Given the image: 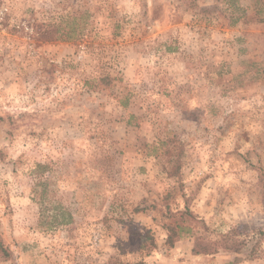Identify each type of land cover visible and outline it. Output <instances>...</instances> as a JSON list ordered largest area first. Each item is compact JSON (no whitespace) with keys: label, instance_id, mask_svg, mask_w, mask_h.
<instances>
[{"label":"rangeland","instance_id":"rangeland-1","mask_svg":"<svg viewBox=\"0 0 264 264\" xmlns=\"http://www.w3.org/2000/svg\"><path fill=\"white\" fill-rule=\"evenodd\" d=\"M263 177L264 0H0V264H264Z\"/></svg>","mask_w":264,"mask_h":264},{"label":"trees","instance_id":"trees-1","mask_svg":"<svg viewBox=\"0 0 264 264\" xmlns=\"http://www.w3.org/2000/svg\"><path fill=\"white\" fill-rule=\"evenodd\" d=\"M80 18V17H79ZM76 16L73 17H67L64 18V20H51V19H45V20H39L36 22L37 26V32L36 35L38 38H40L42 41H72L81 39L84 41V37L87 36L83 32L84 30L81 28V26L77 23L79 20ZM80 61H78L79 63ZM76 65V64H75ZM74 64H71V66H75ZM128 98L125 99L123 102L124 104L127 103ZM177 159L175 163L177 164V167L179 168V155L177 154ZM39 167H43L42 164H38ZM177 167L176 170L178 169ZM179 171L177 170L176 173ZM264 182V177H263ZM39 185H45V181L42 179V177L38 180ZM55 212H58L63 217L62 223H70L73 221V215L65 209L61 204L60 206H57L55 208ZM58 215H54L53 219H57ZM171 220L168 224H166V227L168 229V234L166 238V245L168 247H173L176 242L180 241L182 237V233L186 231H191L189 228H186L184 225V220H192L197 223L205 224L204 220L199 218L197 215H195L190 209L186 210H180L174 214H170ZM206 225V224H205ZM147 238H150V233H148ZM220 247L219 248H213V246L204 241V238L202 236H197L195 238L194 247H193V253L194 254H210L217 252L216 249H223L225 251L229 252H239L244 244L243 241L239 240L237 234L235 232H228L224 233L222 235V239L219 241ZM0 251L3 252V257L5 259H8L10 257V252L7 250V248L4 246V244L0 243ZM240 257H237L235 262H230L229 264H235L236 261L240 260Z\"/></svg>","mask_w":264,"mask_h":264}]
</instances>
